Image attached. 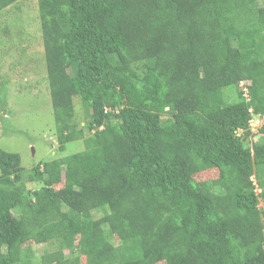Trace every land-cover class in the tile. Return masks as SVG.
Masks as SVG:
<instances>
[{"label":"trees","instance_id":"16d2710c","mask_svg":"<svg viewBox=\"0 0 264 264\" xmlns=\"http://www.w3.org/2000/svg\"><path fill=\"white\" fill-rule=\"evenodd\" d=\"M36 4L57 154L85 148L25 173L0 148V264H35L30 240L56 244L38 264H264V6Z\"/></svg>","mask_w":264,"mask_h":264},{"label":"rangeland","instance_id":"374dc122","mask_svg":"<svg viewBox=\"0 0 264 264\" xmlns=\"http://www.w3.org/2000/svg\"><path fill=\"white\" fill-rule=\"evenodd\" d=\"M37 0H20L1 15L0 23V148L21 155L25 172L42 161H48L79 152L85 148L80 139L70 141L59 154L54 110L49 96V84L44 56V45L37 14ZM264 6V0H258ZM19 17V19L17 18ZM8 26L4 30L3 26ZM9 31V32H8ZM237 90L225 91L227 101L237 99ZM74 120L83 124L90 117L79 100L74 97ZM168 115L164 116L167 119ZM257 120V119H256ZM262 123L261 122H257ZM11 132L6 133L8 130ZM86 131V136H90ZM259 135L252 137L255 141ZM218 174H198L199 179H214ZM197 177V176H196ZM59 185V184H58ZM35 187L36 185H28ZM259 193L260 190L257 189ZM264 210V199L260 200ZM95 216H101L99 210ZM115 237V242H118ZM33 254L35 264L41 255L55 249L54 242L25 243ZM68 253V251H66ZM85 258H82L84 262ZM158 264H163L160 262Z\"/></svg>","mask_w":264,"mask_h":264},{"label":"clouds","instance_id":"9594fccd","mask_svg":"<svg viewBox=\"0 0 264 264\" xmlns=\"http://www.w3.org/2000/svg\"><path fill=\"white\" fill-rule=\"evenodd\" d=\"M258 120H260V121L263 122V121H264V117H263L262 119L260 118V119H258ZM256 126H257V124L254 125L253 129H256Z\"/></svg>","mask_w":264,"mask_h":264},{"label":"built area","instance_id":"2783aa9c","mask_svg":"<svg viewBox=\"0 0 264 264\" xmlns=\"http://www.w3.org/2000/svg\"><path fill=\"white\" fill-rule=\"evenodd\" d=\"M246 90V89H245ZM257 122H261L260 120H257ZM257 122L255 124H257ZM260 123H258L257 125H259Z\"/></svg>","mask_w":264,"mask_h":264}]
</instances>
